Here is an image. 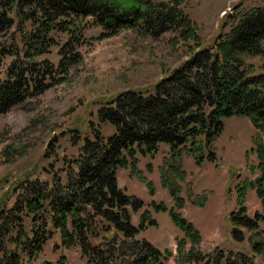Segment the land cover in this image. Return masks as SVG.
Masks as SVG:
<instances>
[{
	"label": "trees",
	"instance_id": "16d2710c",
	"mask_svg": "<svg viewBox=\"0 0 264 264\" xmlns=\"http://www.w3.org/2000/svg\"><path fill=\"white\" fill-rule=\"evenodd\" d=\"M183 4L184 0H0V37L8 36L14 27L19 34L12 36L10 45H0V59L13 58L4 71L0 69V121L60 84L64 79L59 76L67 75L78 62L81 42L76 37L60 48L57 68L43 58L56 45L53 33L80 34L82 25L92 22L103 30L104 38L123 30L153 38L176 33L197 48L155 85L154 92H121L101 107L100 123L114 132L105 137L95 130L94 138L84 140L78 157L65 171L51 181L33 179L35 173L24 175L5 192L0 202V264L35 259L55 232L66 249H80L86 264H166V254L141 238L157 221L145 211L134 223L133 215L145 203L120 187L119 172L134 171L138 155L155 156L162 144L174 156L187 151L198 154L194 157L199 162H215L214 145L226 120L236 116L248 118L260 138L256 141L258 163L251 167L256 177L237 186L238 208L230 217L231 234L237 241L245 240V231L252 232L248 240L253 255H226L219 248L204 254L200 232L179 212L185 201L173 188L168 190L175 198V211H167L164 204H156L155 209L168 212L184 236L177 244V264H264L260 238L264 216L251 218L245 206L251 189L264 208V74L256 75L245 61L246 57L264 60V8L240 15L229 33L202 48L198 26ZM148 187L153 193L150 183ZM255 256L262 262L257 263Z\"/></svg>",
	"mask_w": 264,
	"mask_h": 264
},
{
	"label": "rangeland",
	"instance_id": "374dc122",
	"mask_svg": "<svg viewBox=\"0 0 264 264\" xmlns=\"http://www.w3.org/2000/svg\"><path fill=\"white\" fill-rule=\"evenodd\" d=\"M182 8L198 26L200 45L204 48L213 46L220 35L229 33L240 15L253 8H264V0H184ZM82 27L80 34L77 31L75 34L53 33L56 45L43 57L57 68L61 60L60 48L71 37L81 42L78 62L69 68L67 75L59 76L64 80L43 95L14 108L0 121V202L5 192L24 175L35 173L33 179L51 181L55 174L65 171L78 157L84 140L94 138L95 130L105 137L114 132L111 126L100 123L98 112L101 107L121 92H154L160 80L197 50L194 42L184 43L176 33L153 38L137 30H123L117 36L104 38L103 30L92 22ZM15 35V38L19 35L16 27L8 36L0 37V45H10ZM12 60V57L0 59V69L4 71ZM245 61L256 75L264 74L262 58L246 57ZM258 140L252 122L236 116L226 120L224 132L214 145L215 162H199L195 158L198 154L194 157L187 151L174 156L170 147L162 144L155 156L138 155L134 171L120 170V187L145 203L143 210L133 215L134 223H139L145 211H150L157 221V225L143 232L141 238L166 254V264H177V244L184 237L168 212L157 213L155 209L156 204H164L167 211H175V198L168 188H173L184 199L179 212L200 232V247L204 254L219 248L226 255L238 252L253 255L248 240L252 232L244 230L245 240L237 241L231 234L230 217L238 208L237 186L256 177L251 173V167L258 163ZM153 203L154 208L151 207ZM245 206L251 218L257 214L264 216L263 204L251 189L245 198ZM260 231H264V222L260 223ZM260 238L264 241V234ZM186 247L189 250L191 244ZM255 258L257 263L262 262L261 257ZM23 262L86 264L78 247L68 250L63 246L59 232L54 233L38 257L25 258Z\"/></svg>",
	"mask_w": 264,
	"mask_h": 264
}]
</instances>
